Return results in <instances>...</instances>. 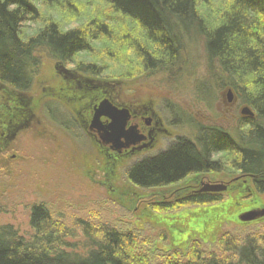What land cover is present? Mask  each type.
<instances>
[{
  "label": "trees",
  "instance_id": "16d2710c",
  "mask_svg": "<svg viewBox=\"0 0 264 264\" xmlns=\"http://www.w3.org/2000/svg\"><path fill=\"white\" fill-rule=\"evenodd\" d=\"M36 1L71 4L73 0H0V82L14 91H29L38 67L34 56L38 47L48 49L59 60L74 63L82 71L101 75L104 66L85 63L78 56L91 52L92 43L101 38L114 40L111 29L100 22L85 29L63 30L58 22L49 19L24 39L23 23L39 17ZM104 1L143 32L138 49H133L145 70L170 62L172 45L176 43L174 29L176 24L181 25L182 17L190 16L201 23L209 57L223 66L242 102L257 118L241 121L237 140L220 128L198 125L195 143L179 137L167 151L131 164L125 171L130 183L150 189L177 184L194 173L222 172L227 167L220 158L213 159V155L221 153L230 168L254 176L252 190L257 197L264 194V0H229L215 27H208L197 11L199 0ZM118 45L125 48V42ZM245 196L249 197L246 193L229 198L202 192L175 203L149 206L151 215L141 213L143 217L166 223L171 219L175 226L177 220H183L186 229L181 238L178 227L174 226L172 232L167 226L170 236L167 240L166 234L160 233L156 240L162 246L157 249L151 245L152 238L124 231L109 221L94 224L75 218L69 226L40 202L31 207L29 238L18 235L11 226L0 227V264H264V222L261 228L244 234L218 233L223 221L248 225L235 220L238 211L251 205L241 198ZM186 206L195 209L167 215ZM79 230L90 243L84 255L65 250L66 239L75 238ZM208 242H213L211 248L205 247Z\"/></svg>",
  "mask_w": 264,
  "mask_h": 264
},
{
  "label": "rangeland",
  "instance_id": "374dc122",
  "mask_svg": "<svg viewBox=\"0 0 264 264\" xmlns=\"http://www.w3.org/2000/svg\"><path fill=\"white\" fill-rule=\"evenodd\" d=\"M35 4L39 17L23 23L21 35L24 39L37 32L49 19L58 22L63 30L85 29L89 24L100 22L111 29L116 37L114 40L101 38L93 42L92 51L80 53L78 59L105 67L101 75L92 78L95 82L114 84L113 99L119 96L117 100L121 97L131 100L130 106L137 110L151 107L157 118H164L172 135H162L160 148H166L177 137L194 141L198 125L220 128L233 139H239V124L250 118L241 111L249 106L242 102L238 88L229 81L223 66L216 58L209 57L201 23L197 24L190 16L182 17L181 25L176 24L174 29L176 43L172 45L174 52L170 62L145 70L133 49V46L138 49L143 32L127 17L112 10L106 1L73 0L71 4L36 1ZM228 5L229 0H199L197 11L208 27H215ZM119 42L121 45L125 42L124 49ZM127 44L130 46L126 47ZM34 56L38 67L29 91H14L0 82L2 89L16 97L26 109L33 108L35 112L33 129L19 130L8 150L0 153V227L11 226L18 235L29 238L32 234L29 223L31 207L41 202L49 206L58 220L69 226L75 218H84L94 224L109 221L124 231H135L152 238L151 245L157 249L162 246L156 240L157 236L166 234L167 240L170 236L169 223L143 217V211L149 206L171 204L193 195L194 189L201 187V181L208 183L209 177L221 182L239 175L229 163L226 164L223 154L218 153L213 159L220 158L222 165L227 167L225 171L199 174L158 188L140 189L131 184L125 171L141 155L130 156L119 166H111L84 127L79 126L78 121L77 126L73 121L76 126L73 127L71 116L74 119L79 116L73 115L71 109L60 108L65 118L50 119L47 107L56 104L46 96L45 87L55 76V64L59 60L44 47L36 48ZM66 66L74 68L72 64ZM228 91H231V101L228 100ZM251 119L257 118L254 115ZM59 122L65 124L60 127ZM262 123L264 125V120ZM68 125L73 130H67L70 133L64 130ZM12 153L17 157L11 158ZM244 190L218 193L221 197L231 198L244 195L247 193ZM251 191L250 198L254 196L255 199L256 195ZM258 197L264 205V194ZM254 199L248 202L253 205ZM194 209L186 206L167 215ZM263 222L239 226L223 221L218 233L244 234L253 228H261ZM66 240L68 246L65 250L70 253L84 255L90 249L89 241L80 230L75 238ZM212 245L213 242H208L205 247L211 248Z\"/></svg>",
  "mask_w": 264,
  "mask_h": 264
},
{
  "label": "flooded vegetation",
  "instance_id": "af4514ba",
  "mask_svg": "<svg viewBox=\"0 0 264 264\" xmlns=\"http://www.w3.org/2000/svg\"><path fill=\"white\" fill-rule=\"evenodd\" d=\"M59 60V59H58ZM58 64H55L56 74L53 78L48 80V83L45 87L46 96L50 98L56 106L47 107V113L50 119L58 120L60 117L65 118L61 114L62 110L60 108H69L73 115H78L79 118H73L71 116V122L73 125V121L75 125L84 127V130L91 136L93 141L97 145V150L104 155L106 160H109L108 163L111 166H119L121 161H125V158L129 159L131 156H139L138 161L142 160L146 157L157 156L159 153L167 151L179 138H175L169 142V145L163 146L160 148V143L162 141V135H172L171 132H168V128L164 123V118L156 117L153 113L152 108L147 107L145 109L141 108L139 110L130 106L131 100L119 98H112V93H114L115 85L110 83H99L95 82L92 76H99L89 72H85L76 67V65L72 62H65L63 60L57 61ZM72 64L74 68L68 69L66 65ZM84 75L88 77H84ZM33 80V79H32ZM4 85V84H3ZM9 89V87H6ZM108 100L112 107H115L118 110H125L127 112V120L125 130H128L130 127L135 128L136 136L139 140L135 143H127L125 138H121V146L113 144L112 142H105L103 140V132L102 130L94 127L93 125V116L95 113V109L98 104L103 101ZM229 100V99H228ZM129 103V104H128ZM55 109H52V108ZM59 109V113H56ZM55 110V112L53 111ZM66 110V109H65ZM77 113V114H76ZM35 116L34 109H26L16 97L6 92L5 89L0 87V153L6 152L10 147L11 142L15 139L19 130L22 129H33V122L35 121L33 117ZM62 116V117H61ZM100 126L106 127L109 123V119L105 116H102L99 119ZM61 125L65 124L63 122H59ZM71 125V126H72ZM73 125L75 128L76 126ZM68 126H65V131L72 130ZM73 131V130H72ZM70 133V132H68ZM191 142L195 143L196 141L188 139ZM95 150V149H94ZM154 151L155 154L151 155ZM4 154V153H1ZM6 154V153H5ZM17 157L16 153H12L11 158ZM130 157V158H131ZM123 161V162H124ZM137 162V161H135ZM239 175L227 180V181H214L213 178L208 179V183H202L201 187L198 189H194V194H201L200 189L204 184H225L226 191L227 190H242L245 189L247 191V195L249 197H241L250 201V199H254V196L250 198L251 190L253 188V179L254 176L251 174H243L240 171H237ZM208 173H219V172H202V173H194L186 176L184 179H188L189 177H196L199 174H208ZM183 179V180H184ZM182 180V181H183ZM111 192H114L113 189H110ZM242 192V191H241ZM212 194L218 195V192H212ZM257 196H255L256 198ZM242 208V207H241ZM239 212V211H238ZM237 212V213H238ZM236 213V215H237ZM143 216H150V212L147 210L142 212ZM177 220V219H176ZM170 221V222H169ZM169 227L172 232H174L175 225L171 224V219L168 220ZM167 222V223H168ZM184 221L177 220L176 226L178 227V235L182 238L186 234V229L184 226ZM206 232V231H205ZM187 238L190 237L189 232ZM175 235L177 233L175 232ZM174 235V236H175ZM173 236V237H174ZM187 240V239H186ZM187 242V241H184Z\"/></svg>",
  "mask_w": 264,
  "mask_h": 264
},
{
  "label": "water",
  "instance_id": "95a60500",
  "mask_svg": "<svg viewBox=\"0 0 264 264\" xmlns=\"http://www.w3.org/2000/svg\"><path fill=\"white\" fill-rule=\"evenodd\" d=\"M228 99L231 101V91H228ZM242 114L248 116H254V112L249 107H244L241 111ZM105 116L109 119V123L106 127H101L99 119ZM127 112L125 110H118L112 107L108 100L101 101L95 109L93 116V125L103 132V140L105 142H112L118 146H121V138L124 137L127 143H135L139 140L136 136L135 128L130 127L128 130L124 128L126 126ZM226 190L225 184H204L200 189L201 192H222ZM235 220L242 225H247L255 222L264 221V205L261 203L259 197L254 199V204L249 205L240 210Z\"/></svg>",
  "mask_w": 264,
  "mask_h": 264
}]
</instances>
